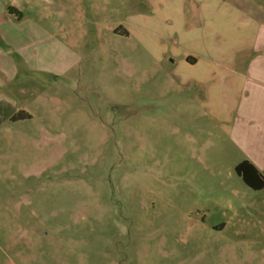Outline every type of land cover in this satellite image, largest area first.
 Returning <instances> with one entry per match:
<instances>
[{"label": "rangeland", "instance_id": "374dc122", "mask_svg": "<svg viewBox=\"0 0 264 264\" xmlns=\"http://www.w3.org/2000/svg\"><path fill=\"white\" fill-rule=\"evenodd\" d=\"M187 1L0 0V264H264V189L168 85Z\"/></svg>", "mask_w": 264, "mask_h": 264}, {"label": "crops", "instance_id": "0c3cea01", "mask_svg": "<svg viewBox=\"0 0 264 264\" xmlns=\"http://www.w3.org/2000/svg\"><path fill=\"white\" fill-rule=\"evenodd\" d=\"M188 1L189 9L204 11L198 23L195 17L184 22L199 25L190 29L198 32L193 36L197 48L172 55L168 85L173 94L184 96L189 110L198 103L203 117L218 125L234 155V168L247 161L264 177V0ZM22 37L0 34V41L19 44ZM27 46L19 44L14 51ZM0 65L1 72L7 66L16 71L9 58ZM11 117L1 110L2 122Z\"/></svg>", "mask_w": 264, "mask_h": 264}, {"label": "trees", "instance_id": "16d2710c", "mask_svg": "<svg viewBox=\"0 0 264 264\" xmlns=\"http://www.w3.org/2000/svg\"><path fill=\"white\" fill-rule=\"evenodd\" d=\"M234 171L249 189L253 191L264 189V177L249 162L244 161L238 164Z\"/></svg>", "mask_w": 264, "mask_h": 264}]
</instances>
